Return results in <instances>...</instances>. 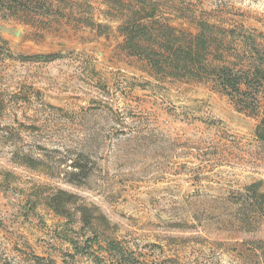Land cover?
Here are the masks:
<instances>
[{
	"label": "rangeland",
	"instance_id": "374dc122",
	"mask_svg": "<svg viewBox=\"0 0 264 264\" xmlns=\"http://www.w3.org/2000/svg\"><path fill=\"white\" fill-rule=\"evenodd\" d=\"M153 1L179 28L264 41V0ZM121 15L104 0L0 3V264H96L75 248L90 232L45 206L57 188L143 264H264V220L245 225L236 203L264 189L258 118L208 84L151 74L121 50ZM76 157L81 185L66 182Z\"/></svg>",
	"mask_w": 264,
	"mask_h": 264
},
{
	"label": "trees",
	"instance_id": "16d2710c",
	"mask_svg": "<svg viewBox=\"0 0 264 264\" xmlns=\"http://www.w3.org/2000/svg\"><path fill=\"white\" fill-rule=\"evenodd\" d=\"M104 1L122 14L117 26L122 37L119 44L122 51L144 61L156 77L205 83L230 97L238 111L258 118L254 133L256 139L264 143V41L205 20L195 21L194 33L179 28L161 12L157 1ZM24 7L26 4H22L21 9ZM34 58L50 59L52 56L36 55ZM26 161L32 166L28 162L31 160ZM69 166L66 182L83 184L88 176L87 161L76 157ZM43 202L57 216L69 223L78 222L90 232L82 245L75 243V248L93 257L96 264H143L131 251L107 236L109 221L96 206L84 204L78 195L60 188L48 192ZM236 203L248 216L242 220L245 225H251L253 219L264 220L262 182L245 186ZM99 226L101 232L97 231ZM92 245H97L108 259L89 252Z\"/></svg>",
	"mask_w": 264,
	"mask_h": 264
}]
</instances>
